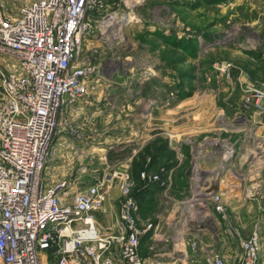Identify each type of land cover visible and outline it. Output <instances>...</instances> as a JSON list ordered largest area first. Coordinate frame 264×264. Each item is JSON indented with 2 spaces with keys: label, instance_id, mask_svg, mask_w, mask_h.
I'll list each match as a JSON object with an SVG mask.
<instances>
[{
  "label": "rangeland",
  "instance_id": "374dc122",
  "mask_svg": "<svg viewBox=\"0 0 264 264\" xmlns=\"http://www.w3.org/2000/svg\"><path fill=\"white\" fill-rule=\"evenodd\" d=\"M109 4L79 55L94 66L93 80L61 111L47 172L54 181L73 180L74 194L108 178L110 199L96 213L104 225L105 211L116 218L129 174L133 192L145 191V199L136 201L139 220L152 223L142 240L149 264H193L214 249L239 264L241 242L254 232L262 236L264 264V112L244 101L246 83L264 88V0ZM114 13L118 24H110ZM132 13L137 17L128 18ZM204 110L214 127L197 134V142L212 152L205 163L193 156L194 162L177 167V152L168 145L169 117L176 115L182 125L188 116L199 120L194 113ZM174 166L177 177L169 179ZM204 166L229 181L220 193L222 210L197 191L192 174Z\"/></svg>",
  "mask_w": 264,
  "mask_h": 264
},
{
  "label": "built area",
  "instance_id": "2783aa9c",
  "mask_svg": "<svg viewBox=\"0 0 264 264\" xmlns=\"http://www.w3.org/2000/svg\"><path fill=\"white\" fill-rule=\"evenodd\" d=\"M109 8V0H0V264H149L142 240L152 223L139 220L129 174L108 228L96 216L111 196L108 178L74 194L73 180L44 176L61 111L93 80L80 52ZM244 101L264 112V88L246 83ZM210 199L223 209L220 193ZM240 247L239 264H262L259 232ZM192 262L232 264L219 249Z\"/></svg>",
  "mask_w": 264,
  "mask_h": 264
},
{
  "label": "crops",
  "instance_id": "0c3cea01",
  "mask_svg": "<svg viewBox=\"0 0 264 264\" xmlns=\"http://www.w3.org/2000/svg\"><path fill=\"white\" fill-rule=\"evenodd\" d=\"M214 109L216 110V108ZM204 111H201V114H204V113L207 114L206 117H205V114L202 116L199 115L200 112L199 114L194 113L196 117H199V120L192 122V118L190 117L191 118L190 119L188 116L187 118L184 119V122L182 125L177 124L176 115L169 117L168 131H169V134L171 133L170 134L171 138H168L169 139L168 145L170 149L174 150V152H177L176 159L177 161H179V163L177 164L178 165L177 167H179V165L187 159L191 158L190 160L193 161L194 157H196L194 161L197 160L199 163H202V162L205 163V159L207 158L208 152L210 153L212 152L211 149L210 150L207 149L205 142L202 143L201 140L197 142L198 135L199 136L206 135L208 134L209 131L213 130V127H214V121L212 119L207 118L208 114L210 113L209 110H204ZM185 115H188V114H185ZM262 125L263 126L261 128H263V131H264V122L262 123ZM185 149L188 151L191 157L186 156L184 152ZM195 151L196 153H199V155L195 156L194 155ZM176 171H177L176 166H174V168H171L169 179H171V177L176 179L177 177ZM208 173L209 171L207 170L206 166H204V168L200 167V172H198L197 174H192V175H195V177L198 180V185H196L197 191H199V193H203L210 187L211 184L217 183L219 187L218 193H221L225 189V184L227 182L229 183V181H225V179L223 178L219 179L215 175L208 174ZM199 174L203 176H199ZM187 176L188 174H186V177H185L186 179L188 178ZM46 178L48 179L49 183L51 181H54L52 177V172L50 173V171L47 172ZM188 179L190 180V177ZM191 180H192V177H191ZM228 180H229V177H228ZM111 216L112 214L110 212L105 211V217L107 218L109 223L104 225L100 223V221L97 219L99 222V225L104 228L112 227L114 225L115 220L112 221Z\"/></svg>",
  "mask_w": 264,
  "mask_h": 264
},
{
  "label": "water",
  "instance_id": "95a60500",
  "mask_svg": "<svg viewBox=\"0 0 264 264\" xmlns=\"http://www.w3.org/2000/svg\"><path fill=\"white\" fill-rule=\"evenodd\" d=\"M218 184L213 183L210 185V187L203 193H200V196L205 197V198H211L214 196L216 193H218Z\"/></svg>",
  "mask_w": 264,
  "mask_h": 264
},
{
  "label": "bare ground",
  "instance_id": "6f19581e",
  "mask_svg": "<svg viewBox=\"0 0 264 264\" xmlns=\"http://www.w3.org/2000/svg\"><path fill=\"white\" fill-rule=\"evenodd\" d=\"M136 17H137V14H135V13H132V14L128 15V18H132L133 19V18H136ZM110 19H111L110 24H118L119 21H120V20H117V13L112 14ZM128 22H130L129 19H128Z\"/></svg>",
  "mask_w": 264,
  "mask_h": 264
},
{
  "label": "trees",
  "instance_id": "16d2710c",
  "mask_svg": "<svg viewBox=\"0 0 264 264\" xmlns=\"http://www.w3.org/2000/svg\"><path fill=\"white\" fill-rule=\"evenodd\" d=\"M144 193H145V191H144L143 187H137L134 189L133 195L136 199L141 198L142 200H144L145 199L144 195H143Z\"/></svg>",
  "mask_w": 264,
  "mask_h": 264
}]
</instances>
